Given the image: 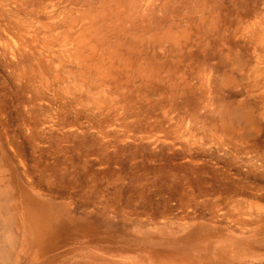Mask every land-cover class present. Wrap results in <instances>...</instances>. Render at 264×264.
Wrapping results in <instances>:
<instances>
[{
  "label": "rangeland",
  "instance_id": "374dc122",
  "mask_svg": "<svg viewBox=\"0 0 264 264\" xmlns=\"http://www.w3.org/2000/svg\"><path fill=\"white\" fill-rule=\"evenodd\" d=\"M20 187L120 264H264V0H0L12 237Z\"/></svg>",
  "mask_w": 264,
  "mask_h": 264
},
{
  "label": "bare ground",
  "instance_id": "6f19581e",
  "mask_svg": "<svg viewBox=\"0 0 264 264\" xmlns=\"http://www.w3.org/2000/svg\"><path fill=\"white\" fill-rule=\"evenodd\" d=\"M5 190H1L0 195ZM20 192L23 204L19 210L13 209L17 218L14 222L17 230L14 237L11 236L14 231L10 224L12 215L10 212L7 215L5 209L0 211L1 222L6 223L0 226L3 237L0 238V264L121 263L105 257V251L117 253L118 245L108 234L110 222L99 213L84 211L75 214L65 202L57 203L51 197L27 196L24 188ZM4 231L11 234L5 238ZM81 239L88 244L83 249L82 245H74L75 240ZM66 243L71 245H65ZM70 255L75 257L69 259Z\"/></svg>",
  "mask_w": 264,
  "mask_h": 264
}]
</instances>
